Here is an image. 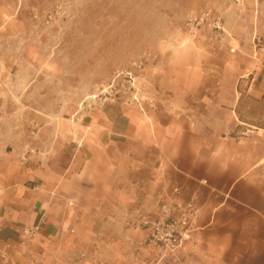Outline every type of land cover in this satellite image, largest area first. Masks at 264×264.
Listing matches in <instances>:
<instances>
[{
	"label": "crops",
	"instance_id": "0c3cea01",
	"mask_svg": "<svg viewBox=\"0 0 264 264\" xmlns=\"http://www.w3.org/2000/svg\"><path fill=\"white\" fill-rule=\"evenodd\" d=\"M259 13L252 21L256 32L250 27L252 44L263 33ZM222 28L237 52V29ZM251 59L240 66L236 95L223 110L214 105L213 93L192 92L197 85L209 89L211 72L199 83L196 76H174V93L156 96L167 103L160 119L131 101L109 124L93 127L99 142L79 143L67 162L55 163L51 155L44 162L22 155L6 161L2 152L0 264L33 262L54 241H92L99 247L87 255L93 264H132L136 251L143 264H264V129L242 127L247 124L236 110L246 82L249 94L264 95V64L254 58L253 46ZM176 187L178 198L202 207V242L193 253L178 251L167 263L158 262L141 223L176 197ZM34 227L38 231L24 233ZM234 246L239 252L233 254Z\"/></svg>",
	"mask_w": 264,
	"mask_h": 264
},
{
	"label": "rangeland",
	"instance_id": "374dc122",
	"mask_svg": "<svg viewBox=\"0 0 264 264\" xmlns=\"http://www.w3.org/2000/svg\"><path fill=\"white\" fill-rule=\"evenodd\" d=\"M1 4L5 15L0 23V154L6 161L22 155L44 162L51 155L55 163L67 162L79 143L99 142L102 137L92 133L93 127L109 124L131 101L146 116L160 119L167 103L156 96L174 93V76H196L199 83L201 75L211 72L209 89L197 85L192 92H211L218 96L214 105L228 108L236 95L240 66L252 62L250 27L254 25L256 32L252 21L258 10L262 20L256 23L263 30L258 34L264 38V0H2ZM202 14L208 15L202 25H188L191 17ZM227 24L237 29L233 37L241 40L237 52L230 50L234 40L222 30ZM246 83L239 87L244 100L236 110L247 123L242 127L254 129L264 125V101L256 102L260 98L248 93ZM86 145L82 147L87 149ZM87 243L54 241L27 264H93L87 255L99 247ZM237 252L234 246L232 253ZM139 253L133 254L132 264H143ZM155 253L158 262L170 260Z\"/></svg>",
	"mask_w": 264,
	"mask_h": 264
},
{
	"label": "built area",
	"instance_id": "2783aa9c",
	"mask_svg": "<svg viewBox=\"0 0 264 264\" xmlns=\"http://www.w3.org/2000/svg\"><path fill=\"white\" fill-rule=\"evenodd\" d=\"M238 3L244 0H236ZM208 15L191 17L188 25L192 28L202 25ZM219 24V22H216ZM215 28H221L216 25ZM253 56L258 63L264 64V38L257 37L253 42ZM176 197L160 205L156 217L148 216L142 221L147 231V245L154 249L162 259L175 255L178 251L195 252L201 244L202 207L196 201H185L179 196L180 189L174 188ZM38 227L25 229L26 235L33 234ZM7 261V256L3 255Z\"/></svg>",
	"mask_w": 264,
	"mask_h": 264
},
{
	"label": "trees",
	"instance_id": "16d2710c",
	"mask_svg": "<svg viewBox=\"0 0 264 264\" xmlns=\"http://www.w3.org/2000/svg\"><path fill=\"white\" fill-rule=\"evenodd\" d=\"M243 95H242V97L240 98V101H239V104L238 105H240L242 102H243ZM264 101V95L260 98V99H256V102H258V103H261V102H263ZM237 113L239 114V116H240V120L241 121H243V115H242V113H241V111H239V110H237ZM244 122V121H243ZM247 124V123H246ZM255 125V124H254ZM255 127H257V128H262V129H264V125H256Z\"/></svg>",
	"mask_w": 264,
	"mask_h": 264
}]
</instances>
